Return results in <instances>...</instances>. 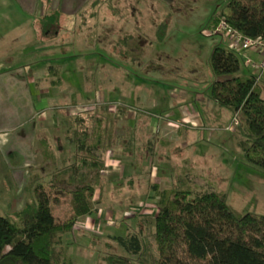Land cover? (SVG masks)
I'll use <instances>...</instances> for the list:
<instances>
[{
	"label": "rangeland",
	"instance_id": "rangeland-1",
	"mask_svg": "<svg viewBox=\"0 0 264 264\" xmlns=\"http://www.w3.org/2000/svg\"><path fill=\"white\" fill-rule=\"evenodd\" d=\"M105 4L106 0L98 6L93 0H51L43 8L37 0H0V42L9 44L0 53L3 58H18L0 66V90L5 96L0 100V216H14L29 202V178L36 173L56 225L72 217L74 188L57 185L50 191L48 181L70 154L69 149H61L66 140L65 116L72 119L93 109L116 116L117 150L131 149L129 162L135 164L138 176L130 182L135 189L132 195L114 192V187L123 188L127 182L101 183L103 195L93 197L96 215L77 219L62 238L60 250L73 264H100L108 255L130 257L110 238L139 233L140 219L156 216L160 193L181 175L197 192L225 194L228 205L240 214L264 216V174L243 161L239 126L232 122L238 117L216 108L209 99L212 84L219 80L211 72L210 54L226 43L222 36L209 33L227 0H111L112 9ZM45 9L58 13L56 35L44 33L37 24ZM12 26L18 28L13 31ZM93 31L94 43L89 39ZM10 34L15 37L9 40ZM127 37L137 40L142 49L139 62L120 56L114 46ZM240 55L238 76L256 75L264 97V70L246 64L248 60L258 65L262 57ZM44 92L46 100L41 96ZM139 99H146V105L138 104ZM130 112L138 114V120L126 124L125 116L119 117ZM40 114L44 120L36 124ZM194 114L202 116L203 121L196 120L205 128L200 134L183 128L185 118L193 119ZM215 116L218 119L212 122ZM161 121L167 129L156 134ZM25 122L29 125L21 128ZM34 125V150L39 140H46L55 147L57 165L38 161L23 166L14 157V145ZM147 125L153 134L146 133ZM180 128L186 132L178 134ZM149 233L145 229L141 234L145 261L159 257Z\"/></svg>",
	"mask_w": 264,
	"mask_h": 264
},
{
	"label": "trees",
	"instance_id": "trees-1",
	"mask_svg": "<svg viewBox=\"0 0 264 264\" xmlns=\"http://www.w3.org/2000/svg\"><path fill=\"white\" fill-rule=\"evenodd\" d=\"M37 1L43 8L51 4V0ZM106 1V7L112 9L111 0ZM101 3L104 0H93V6ZM37 20L44 33L56 35L57 12L45 9ZM221 20L243 37L264 43V0H227L225 9L213 20L214 27ZM93 33L89 39L94 43ZM163 38L160 28L158 40ZM222 38L225 45L215 47L209 58L211 72L219 79L212 84L209 99L239 118L238 147L243 161L264 174V97L259 79L254 74L238 76L241 53L229 50ZM114 46L120 56L140 61L142 49L137 40L127 37ZM52 72L48 68V73ZM113 116L93 109L69 119L71 140L79 156L73 165L52 174L48 188L74 187L70 193L72 217L56 225L47 192L39 177L33 176L28 185L29 202L14 216H0V264H73L60 250L62 238L77 219L96 215L93 197L101 185L103 155L113 144ZM39 146L47 158V149H42L45 142ZM157 208L155 217L140 219L139 233L113 238L130 257L108 255L100 264H264V216L238 213L228 205L225 194L197 192L181 175L160 193ZM145 229L153 237L157 259H141Z\"/></svg>",
	"mask_w": 264,
	"mask_h": 264
},
{
	"label": "crops",
	"instance_id": "crops-1",
	"mask_svg": "<svg viewBox=\"0 0 264 264\" xmlns=\"http://www.w3.org/2000/svg\"><path fill=\"white\" fill-rule=\"evenodd\" d=\"M9 21L12 22V20L10 19H7ZM13 28V31L15 28H18L17 26H12ZM12 35V36H11ZM11 36V37H10ZM9 38V40L11 38H14L15 36L13 34H10L9 36H7V38ZM6 45L7 48L8 47V41L6 42H0V52L2 53V48L3 46ZM0 53V66L2 67V64H5L7 63L8 61H18V58L17 57H12L10 58V56H6L5 58L2 57V54ZM244 54H247L248 56H251L252 58L255 57V54L254 52H244ZM10 58V59H9ZM7 59V60H6ZM9 59V60H8ZM34 64V63H33ZM10 65V62L8 64V66ZM0 67V69H1ZM51 67V66H50ZM48 67V68H50ZM35 68V66H34ZM18 69V68H17ZM3 84H4V81H3ZM4 92H2V90H0V100H3L5 99V96H3ZM41 96H43L42 98L44 100H46L45 96H46V93L44 92ZM3 98V99H2ZM147 103V100L145 99V101H140L139 99V102L138 104L144 106L146 105ZM214 106L217 108V105L215 103H213ZM140 108V106H139ZM142 110H145L143 109L142 107L140 108ZM8 110H12V109H8ZM226 110V109H225ZM104 111H108V110H104ZM109 113H112V111H108ZM80 114V113H79ZM113 114V113H112ZM114 115V114H113ZM136 114L133 113V112H130L128 114H122L119 118H122L125 116V122L127 124V121L128 120H135L136 118V122L138 120L137 116H139L137 114V116H135ZM10 116V115H9ZM40 116V119L38 120V122H36V124L40 123L41 121L40 120H44L43 119V116L44 115H39ZM200 117H202L200 114L196 115H192V118L193 119H189V118H185V121H184V126L183 128L189 130V131H192V130H196L198 134H200V131H204L205 128L203 127L201 121H203L202 119H200ZM65 125H64V136H65V144L62 146V152L63 151H67L68 149L70 150V154L68 157H65V159L62 160V165H63V169L67 168V167H70L71 165H73L75 162H76V159L78 158V153L76 151V145L73 143V141L71 140V134L73 132V128L71 129L68 125V122H69V119L72 121L71 119V116L67 115L65 116ZM116 116L114 115L113 116V119H115ZM29 119V118H28ZM36 119V114L34 113L32 116H31V120L34 121ZM204 119V118H203ZM216 119H218L217 116L213 117L211 119L212 122H215L217 121ZM194 121V124H189V121ZM196 120H201L200 122L196 121ZM30 123V121H29ZM28 122H25L21 128H25L26 127V124L29 125ZM165 122L161 121L158 123L157 127H156V134L160 133V130L161 128L162 129H167V126L164 125ZM166 123H170L169 121H167ZM201 123V124H200ZM35 124V125H36ZM205 124V123H204ZM34 126H31V129L28 128V131L24 133V137L21 138L19 141H17V144L14 145V148H13V155L14 157H18L20 159V161L23 162V166H25V164H28V165H32L34 163H37L38 161L42 162L44 165L49 163L50 166H54V165H57V152L55 151V147H51V145L49 144V142L47 143L46 140H39L38 141V148L36 146V149L34 150V146L32 145V143L34 142L35 138V131H36V127ZM125 125V124H124ZM189 125V126H187ZM210 126V125H209ZM138 127V125H136V128ZM145 130H146V133L147 134H153L152 130L150 129V127L147 125L144 127ZM125 129V128H124ZM129 127L125 130H128ZM181 130L178 131V134L181 132H186L184 131L182 128H180ZM27 130V129H25ZM205 133V132H204ZM28 136V137H27ZM113 144L111 146V148L109 150L106 151V153L103 155V160H104V170L102 172V179H101V183L105 180L106 182H109L110 185H116L118 184L119 182L121 181H124V182H127L128 185L126 186H122L123 188H116L114 187V192L115 193H119V192H123L124 196L125 195H132V192L135 191L134 189V186L130 183L133 178H134V175H137L138 176V173L135 171V167H134V163H131L129 162L130 160H132V157H131V153H129L128 151H130L131 149L129 148H122V152H124V154H121L118 152L117 150V144H116V134H115V125H114V130H113ZM27 137V138H26ZM153 138V137H152ZM198 139L200 140V135L198 137ZM156 141L159 142V138L157 137L156 138ZM41 142H45L46 144V147L42 146L43 150L46 148L47 149V158H44V155L41 153V147L39 146ZM186 147V146H185ZM125 153H128L127 155H125ZM22 158V159H21ZM23 158L25 160H23ZM108 165H111L110 167ZM52 174H50V179L48 182L51 181V177H52ZM33 176H36V173H34L33 175L30 176L29 178V181L30 179L33 177ZM125 179V180H124ZM135 179V178H134ZM135 183H136V180H135ZM74 188V187H73ZM122 189V191H120ZM49 190V188H48ZM104 191V186H102V184L95 190V193L94 194H102L103 195V191ZM51 191V190H50ZM102 191V192H101ZM122 194V195H123ZM89 228V227H88ZM91 228V227H90ZM89 228V229H90ZM64 236V235H63ZM114 237H111L110 239L113 240ZM87 242V241H86Z\"/></svg>",
	"mask_w": 264,
	"mask_h": 264
},
{
	"label": "built area",
	"instance_id": "built-area-1",
	"mask_svg": "<svg viewBox=\"0 0 264 264\" xmlns=\"http://www.w3.org/2000/svg\"><path fill=\"white\" fill-rule=\"evenodd\" d=\"M210 36L213 35H222L227 40L228 49L238 53L244 52H254L262 57L261 62L258 65L251 63L246 60V64L250 65L252 68L264 70V43L260 40H253L249 38H245L240 35L235 30L229 28L224 20H221L216 28L209 33ZM233 126H239L240 121L239 118L233 119Z\"/></svg>",
	"mask_w": 264,
	"mask_h": 264
}]
</instances>
